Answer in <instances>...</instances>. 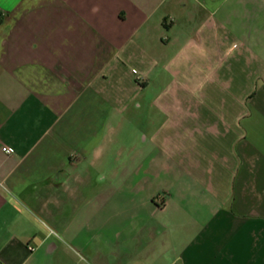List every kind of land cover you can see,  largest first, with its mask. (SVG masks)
Here are the masks:
<instances>
[{"label":"crops","instance_id":"0c3cea01","mask_svg":"<svg viewBox=\"0 0 264 264\" xmlns=\"http://www.w3.org/2000/svg\"><path fill=\"white\" fill-rule=\"evenodd\" d=\"M0 264H264V0H0Z\"/></svg>","mask_w":264,"mask_h":264},{"label":"rangeland","instance_id":"374dc122","mask_svg":"<svg viewBox=\"0 0 264 264\" xmlns=\"http://www.w3.org/2000/svg\"><path fill=\"white\" fill-rule=\"evenodd\" d=\"M165 84L167 85L168 83V80L169 78L167 76H165ZM156 85H153L148 91H147V95L145 96L146 97V102L144 103L143 107L141 110L137 111V112H133L132 113H137V114H140V113H143V114H147V115H152V114H157L158 112L157 111H153L152 108L150 107L149 105V102H151V100L157 95V93L159 92L160 88H161V84H159L158 86L159 87H154ZM140 102V101H139ZM137 129V128H135ZM130 140V138H128V141ZM112 158V157H111ZM112 161V160H111ZM111 177H112V171H111ZM111 189H112V186H111Z\"/></svg>","mask_w":264,"mask_h":264},{"label":"built area","instance_id":"2783aa9c","mask_svg":"<svg viewBox=\"0 0 264 264\" xmlns=\"http://www.w3.org/2000/svg\"><path fill=\"white\" fill-rule=\"evenodd\" d=\"M4 153L8 154V155H12L14 153L12 148H8V147H4L3 148Z\"/></svg>","mask_w":264,"mask_h":264}]
</instances>
